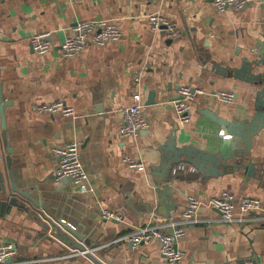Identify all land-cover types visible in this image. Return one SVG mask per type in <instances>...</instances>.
Instances as JSON below:
<instances>
[{
    "label": "crops",
    "instance_id": "0c3cea01",
    "mask_svg": "<svg viewBox=\"0 0 264 264\" xmlns=\"http://www.w3.org/2000/svg\"><path fill=\"white\" fill-rule=\"evenodd\" d=\"M150 14L169 19L180 35L169 38L152 30ZM82 21L114 23L121 37L63 58L61 43ZM37 33L49 34L53 48L45 55L30 44ZM245 59L257 62L253 74L264 73V0L224 11L209 0H0V85L6 104L4 130L0 117V189L6 194L0 193V245L15 249L9 263L96 264L62 239L63 234L73 238L62 221L83 235L75 242L102 264H168L158 241L133 247L124 237L147 225L167 231L169 218L180 216L188 196L203 200L228 191L236 206L253 197L261 209L241 214L236 207L233 222H223L214 209H200L198 221L184 225L178 241L184 252L180 264H264V129L252 137L246 155L244 163L252 168L204 178L187 163L172 171L159 164L158 148L173 130L181 136L177 146L214 152L220 130L206 110L242 122L260 110L258 88L233 72ZM182 86L205 92L191 102V120L183 125L172 106ZM221 91L234 93L232 104L211 96ZM151 93L154 103L147 105ZM57 101L72 107L75 116L37 110ZM137 102L149 128L122 138L121 111ZM70 142L79 144L87 192L70 180L54 181L53 149ZM125 159L142 169L129 168ZM12 182L24 192L18 202L25 208L8 203ZM165 184L169 197L161 203L155 191ZM105 211L119 218L105 220ZM88 239L94 249L85 246Z\"/></svg>",
    "mask_w": 264,
    "mask_h": 264
},
{
    "label": "built area",
    "instance_id": "2783aa9c",
    "mask_svg": "<svg viewBox=\"0 0 264 264\" xmlns=\"http://www.w3.org/2000/svg\"><path fill=\"white\" fill-rule=\"evenodd\" d=\"M219 11L232 9H242L250 4L252 0H209ZM147 22L154 31H162L169 38H177L180 32L175 24L169 19L158 14L147 16ZM72 35L66 37L61 43V55L63 58H72L79 54L88 44L102 46L108 42L118 41L121 37L119 28L111 22L106 21H82L77 22L72 28ZM48 33L33 34L30 44L33 51L38 55L47 54L53 47L48 41ZM202 89L182 86L178 91V98L172 101L174 112L178 123L183 125L191 120V102L197 96H204ZM223 104H232L235 96L233 92H216L211 94ZM41 113L59 114L64 117H74L75 111L72 107L57 101L50 104H43L37 108ZM122 124L119 128V135L122 138L136 136L139 132L149 128V122L144 116V107L137 102L135 105L121 111ZM53 153L58 157V165L54 170V181L60 184L64 180H70L79 192H87V174L80 160L79 144L70 142L62 147L53 149ZM127 161L129 168L142 169L141 163ZM261 201L253 197H245L236 206L234 196L228 191H222L216 196L207 199H198L188 196L186 206L178 218H169V228L162 231L155 226H143L134 229L124 238L133 247H138L142 243L158 241L160 243L159 252L168 264H180L184 259V252L178 248V241L185 235L184 225L193 224L198 221V212L206 207L216 210L223 222H233L235 220L234 210L237 207L241 214L257 212L261 209ZM105 220L118 219L119 216L113 212L105 211L102 215ZM16 254L15 249L10 244L0 245V264H10L9 260ZM85 254V252H82ZM76 255V254H75Z\"/></svg>",
    "mask_w": 264,
    "mask_h": 264
},
{
    "label": "water",
    "instance_id": "95a60500",
    "mask_svg": "<svg viewBox=\"0 0 264 264\" xmlns=\"http://www.w3.org/2000/svg\"><path fill=\"white\" fill-rule=\"evenodd\" d=\"M256 65L257 62H249L248 59H245L240 68L234 69L233 72L235 74V77H237L238 73L244 74L245 82L254 86V88H258L256 92V101L258 102V105L256 107L262 110H257L252 116L251 120H249L248 122H242L238 120L230 121L216 115L211 110H206L204 112L205 116H207V118L215 123L220 130V137L214 152L201 151L190 144L186 146H177V139L181 138V136L177 137L175 134V130L171 131L169 135L166 136L165 142H163L158 148L159 152H161L159 164L163 166L164 169L172 171L174 166L182 163H187L193 166L198 172H200L204 178H207L210 176L219 177L224 175L228 171L232 172L239 169L245 170L248 165L251 166L249 161L244 163L246 160V155L250 152L252 141L251 139L253 136H256L262 129H264V121L261 120V116H264V73L253 74L252 70ZM149 100L152 102H148L147 105L154 103L153 93L149 95ZM5 106V102L2 101L0 85V117L2 121L1 127L3 130L5 128ZM6 136V132H4L2 139L5 144H7ZM7 153L10 154L11 149L8 148ZM5 161L7 167L9 168L11 163L9 155L5 157ZM170 174H166L165 176L169 178ZM9 178L10 181H13L11 171H9ZM162 189L163 190L155 191L160 194L159 202L161 203H163L162 199H164L165 194L167 195V198L169 197V194L166 193V191H168V186L165 184L162 186ZM9 190L8 203L25 208L22 202H18V195L25 196L24 192L20 191L14 182L10 184ZM0 193L3 197L6 196L5 188L2 186L0 189ZM161 194L163 195L161 196ZM34 204L36 203L34 202ZM59 224L73 236L72 238L67 234H63L62 239L64 241H70L76 249L85 252L86 256L91 258V260H93V262H95L96 264H102L92 256L90 251L86 250L85 247L75 242L74 238L82 241L83 235H80L74 230L73 227L64 224L62 221H60ZM84 244L89 249H94L96 247V244L92 242L91 239L85 240Z\"/></svg>",
    "mask_w": 264,
    "mask_h": 264
}]
</instances>
